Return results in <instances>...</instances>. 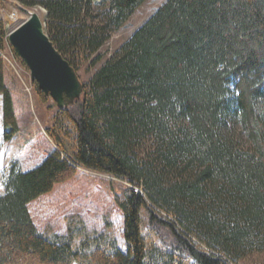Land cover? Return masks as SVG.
Segmentation results:
<instances>
[{
	"label": "trees",
	"instance_id": "trees-1",
	"mask_svg": "<svg viewBox=\"0 0 264 264\" xmlns=\"http://www.w3.org/2000/svg\"><path fill=\"white\" fill-rule=\"evenodd\" d=\"M145 1L40 3L77 70L78 54H97ZM6 36L0 20V51ZM0 108L1 148L19 131L1 52ZM49 132L59 145L71 140L72 152L11 168L0 194V264H233L264 251V0H166ZM79 167L132 185L117 199L127 251L76 221L60 241L39 232L29 204ZM144 209L170 249L145 232Z\"/></svg>",
	"mask_w": 264,
	"mask_h": 264
},
{
	"label": "rangeland",
	"instance_id": "rangeland-1",
	"mask_svg": "<svg viewBox=\"0 0 264 264\" xmlns=\"http://www.w3.org/2000/svg\"><path fill=\"white\" fill-rule=\"evenodd\" d=\"M23 1L37 2L29 6ZM43 0H5L0 3V20L5 24L7 34L21 25L39 7L44 10L41 17L48 28V10L40 3ZM105 0H96L102 3ZM166 0H146L129 20L118 30L100 51L88 58L79 53L77 71L83 83H88L96 72L130 39L134 32L147 21ZM5 62V82L10 88L19 120V131L0 148V194L6 191L11 168L17 166L29 171L39 166L56 151L68 157L72 152V141L62 139L59 145L49 130L54 126L55 115L59 111L56 102L44 99L39 93L38 84L32 80L26 62L4 37V49L0 51ZM101 54L103 58L96 64L93 59ZM2 110L0 108V114ZM67 123L70 120H66ZM132 185L126 178H119L105 172L79 167L71 178L57 183L53 189L29 204V210L39 232L51 240H63L70 234V225L76 221L90 234H107L117 242L119 249L127 251L125 239V214L117 199L125 198ZM142 191V189H140ZM158 209V208H157ZM165 216L174 217L161 209ZM144 230L152 234L156 243L170 249L171 236L165 232L160 235L151 230L150 217L143 211ZM175 220V219H174ZM178 224V223H177ZM81 238V237H80ZM80 238L76 241L80 243ZM233 264H264V251H255Z\"/></svg>",
	"mask_w": 264,
	"mask_h": 264
},
{
	"label": "water",
	"instance_id": "water-1",
	"mask_svg": "<svg viewBox=\"0 0 264 264\" xmlns=\"http://www.w3.org/2000/svg\"><path fill=\"white\" fill-rule=\"evenodd\" d=\"M10 43L26 62L38 89L50 96L59 109L82 98L84 83L78 71L59 51L38 11L8 34Z\"/></svg>",
	"mask_w": 264,
	"mask_h": 264
},
{
	"label": "bare ground",
	"instance_id": "bare-ground-1",
	"mask_svg": "<svg viewBox=\"0 0 264 264\" xmlns=\"http://www.w3.org/2000/svg\"><path fill=\"white\" fill-rule=\"evenodd\" d=\"M38 12H40L41 15H43L42 12H44V10L39 7Z\"/></svg>",
	"mask_w": 264,
	"mask_h": 264
},
{
	"label": "built area",
	"instance_id": "built-area-1",
	"mask_svg": "<svg viewBox=\"0 0 264 264\" xmlns=\"http://www.w3.org/2000/svg\"><path fill=\"white\" fill-rule=\"evenodd\" d=\"M135 190H136V191H138V190H140V189H139V188H137V187H135Z\"/></svg>",
	"mask_w": 264,
	"mask_h": 264
}]
</instances>
